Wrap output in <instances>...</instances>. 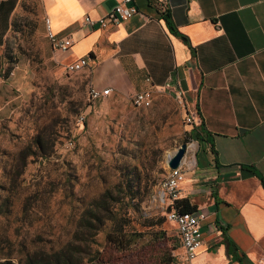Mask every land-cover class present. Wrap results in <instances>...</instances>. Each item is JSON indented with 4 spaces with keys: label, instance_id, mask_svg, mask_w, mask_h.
<instances>
[{
    "label": "crops",
    "instance_id": "1",
    "mask_svg": "<svg viewBox=\"0 0 264 264\" xmlns=\"http://www.w3.org/2000/svg\"><path fill=\"white\" fill-rule=\"evenodd\" d=\"M28 1L0 0V46ZM32 1L40 27L71 39L53 59L87 56L89 85L127 96L176 83L195 112L200 163H180L177 198L204 217L184 264L264 263V0H131L135 13L105 27L81 18L117 0Z\"/></svg>",
    "mask_w": 264,
    "mask_h": 264
},
{
    "label": "rangeland",
    "instance_id": "2",
    "mask_svg": "<svg viewBox=\"0 0 264 264\" xmlns=\"http://www.w3.org/2000/svg\"><path fill=\"white\" fill-rule=\"evenodd\" d=\"M15 22L18 29L0 46L11 60L8 74L0 71V257L31 240L65 239L78 208L132 169L139 177L137 187L131 185L134 205L114 209L128 219L124 230L138 236L116 251L103 239L105 223L94 237L100 264H184L174 228L153 200L165 159L180 143L184 158L200 163L182 110L165 91L145 86L137 90L148 92L146 106L109 92L93 102L79 127L85 71L66 73L64 62L53 59L32 0ZM34 140L46 155L36 153Z\"/></svg>",
    "mask_w": 264,
    "mask_h": 264
},
{
    "label": "trees",
    "instance_id": "3",
    "mask_svg": "<svg viewBox=\"0 0 264 264\" xmlns=\"http://www.w3.org/2000/svg\"><path fill=\"white\" fill-rule=\"evenodd\" d=\"M162 16L164 22L169 24L167 14L164 13ZM15 25H17L15 19L11 20V29H18ZM3 60L7 62L4 68H2ZM10 63L6 50L1 51V76L8 74L11 68ZM187 127L186 137L197 138L198 129L192 126ZM33 143L38 155H46L47 151L45 152L40 142L34 140ZM130 171L132 169L127 173H121L111 187L97 192L78 208L69 235L65 239L61 240L58 236H54L48 240H39L38 244L31 240L28 247L18 244L12 256L7 253L0 257V264H100V250L95 244L94 237L105 223H109L110 226L103 232L105 243L116 251L128 247L136 240L138 233L124 230L128 219L124 213L117 215L114 207L120 204L131 207L134 205V203L130 204L135 197V191L131 189V185L137 187L139 177ZM172 207L177 212L194 210L184 197L173 199Z\"/></svg>",
    "mask_w": 264,
    "mask_h": 264
},
{
    "label": "built area",
    "instance_id": "4",
    "mask_svg": "<svg viewBox=\"0 0 264 264\" xmlns=\"http://www.w3.org/2000/svg\"><path fill=\"white\" fill-rule=\"evenodd\" d=\"M135 11L136 9L131 3V0H117V2L109 10L105 11L95 19L83 16L81 18V23L87 26L96 24L98 27L114 25L119 21L127 19L135 13ZM42 25L44 37L52 51L63 52L70 46V37L68 35H57L50 32L45 18L42 19ZM87 62V56L78 57L63 64V71L66 73L76 72L83 68ZM152 88L168 92L171 98L182 110V120L184 124L195 127L198 122V118L194 111H187L184 108L182 91L176 83L168 84L166 82L160 86ZM109 92L110 89L107 87L97 89L89 84L86 86L83 96V108L75 117V123L79 127L81 126L83 115L90 110L93 102L104 97ZM129 99L133 106L144 107L149 102L148 92L145 90L133 91L130 93ZM65 144L69 145L70 141H66ZM180 163L190 164V160H186L184 158V153L176 167L165 168V171L157 184L153 200H155L162 207L164 219L173 225L178 244L182 250L183 260L184 262H187L193 258L195 250L199 245V222L203 219L204 213L199 209H194L192 212H177L172 207V200L177 198L179 182L181 181L183 175Z\"/></svg>",
    "mask_w": 264,
    "mask_h": 264
},
{
    "label": "water",
    "instance_id": "5",
    "mask_svg": "<svg viewBox=\"0 0 264 264\" xmlns=\"http://www.w3.org/2000/svg\"><path fill=\"white\" fill-rule=\"evenodd\" d=\"M185 150V143H180L175 151L165 159V165L167 168H174L178 165L179 160Z\"/></svg>",
    "mask_w": 264,
    "mask_h": 264
}]
</instances>
